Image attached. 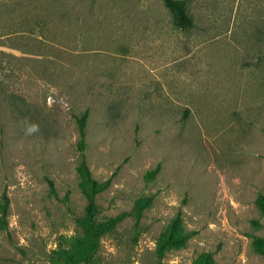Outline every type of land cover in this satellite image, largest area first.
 I'll list each match as a JSON object with an SVG mask.
<instances>
[{
    "label": "rangeland",
    "instance_id": "obj_1",
    "mask_svg": "<svg viewBox=\"0 0 264 264\" xmlns=\"http://www.w3.org/2000/svg\"><path fill=\"white\" fill-rule=\"evenodd\" d=\"M186 3L182 29L161 0H0V264L80 232L85 110L97 219L120 217L94 264H264V0Z\"/></svg>",
    "mask_w": 264,
    "mask_h": 264
},
{
    "label": "trees",
    "instance_id": "obj_2",
    "mask_svg": "<svg viewBox=\"0 0 264 264\" xmlns=\"http://www.w3.org/2000/svg\"><path fill=\"white\" fill-rule=\"evenodd\" d=\"M166 8L170 11L173 23L182 29L189 28L193 25L192 16L187 9L186 0H161ZM88 111L85 110L77 117L78 141L76 149L79 152V161L75 167L78 176V187L86 199L85 212L79 220L80 232L65 237L62 244L59 245L56 255L52 259V264H94L98 259V243L102 235L110 232L120 217L110 218L108 220H99L97 215L99 209L96 203V197L104 191L109 181H99L93 175L88 166L85 149L86 142V124ZM159 167L149 171L147 178L152 179L158 172ZM137 204L146 205L147 203L137 201ZM260 205L264 207V196L261 197ZM8 207L9 198L3 193L0 200V229L7 228L8 225ZM141 209V208H140ZM191 233L179 227L176 220L173 219L167 230L159 239V257L167 244L172 242H184ZM97 257V258H96ZM214 258L211 253L199 254L190 264H214Z\"/></svg>",
    "mask_w": 264,
    "mask_h": 264
}]
</instances>
